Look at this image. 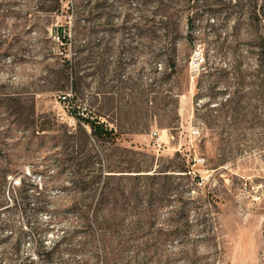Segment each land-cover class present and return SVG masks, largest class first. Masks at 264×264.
Listing matches in <instances>:
<instances>
[{
    "label": "rangeland",
    "instance_id": "obj_1",
    "mask_svg": "<svg viewBox=\"0 0 264 264\" xmlns=\"http://www.w3.org/2000/svg\"><path fill=\"white\" fill-rule=\"evenodd\" d=\"M0 264H264V0H0Z\"/></svg>",
    "mask_w": 264,
    "mask_h": 264
},
{
    "label": "trees",
    "instance_id": "obj_2",
    "mask_svg": "<svg viewBox=\"0 0 264 264\" xmlns=\"http://www.w3.org/2000/svg\"><path fill=\"white\" fill-rule=\"evenodd\" d=\"M191 23H189V27H191V29L193 28L192 25V20H190ZM66 40V38H63V36H59V40ZM174 73V72H173ZM73 117L82 124H85L86 126H88L90 128L91 131V137L93 138L94 141L98 142V143H102V144H112L115 145L116 144V140L118 138V135L116 134L115 130L108 128L104 123H102L99 118H94V117H90V118H83L82 116H79L78 114H73ZM138 169L136 172L131 171L133 173H139L142 174L145 171H141V169L139 168H135ZM148 172V171H146ZM184 173H190V171L185 170L183 171ZM147 177H151L150 175H146ZM109 177V176H108ZM136 177H140V176H136Z\"/></svg>",
    "mask_w": 264,
    "mask_h": 264
},
{
    "label": "built area",
    "instance_id": "obj_3",
    "mask_svg": "<svg viewBox=\"0 0 264 264\" xmlns=\"http://www.w3.org/2000/svg\"><path fill=\"white\" fill-rule=\"evenodd\" d=\"M62 101H63L64 103H66V102L68 101V97H67V96H64V97L62 98Z\"/></svg>",
    "mask_w": 264,
    "mask_h": 264
}]
</instances>
